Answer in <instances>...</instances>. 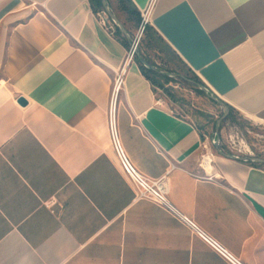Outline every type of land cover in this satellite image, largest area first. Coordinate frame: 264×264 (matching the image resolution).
<instances>
[{"label":"crops","instance_id":"obj_1","mask_svg":"<svg viewBox=\"0 0 264 264\" xmlns=\"http://www.w3.org/2000/svg\"><path fill=\"white\" fill-rule=\"evenodd\" d=\"M149 26L264 123V0H155ZM130 47L90 0H0V264H264V168L220 154L204 165L203 134L136 61L116 98L119 144L192 226L137 199L110 119Z\"/></svg>","mask_w":264,"mask_h":264},{"label":"rangeland","instance_id":"obj_2","mask_svg":"<svg viewBox=\"0 0 264 264\" xmlns=\"http://www.w3.org/2000/svg\"><path fill=\"white\" fill-rule=\"evenodd\" d=\"M113 8V13L117 15L125 28L131 30L130 36L133 41L127 40L132 45L141 36L142 23L138 26L135 22H129L127 16L120 12L117 6ZM106 18L107 27L115 33V23L108 15ZM162 48L164 51L158 50L157 53H151L150 56L154 62L164 69L166 67L177 71L179 74L182 73L181 75L187 74L191 78L194 76L170 49L164 44H162ZM164 86L165 89L157 87V92L166 98H169L166 90H170L174 94L172 102L176 112L193 122L207 141L208 149H206V154H219L215 147V141L219 140L220 149L227 154L247 159L248 161H251V158L264 159V123L245 118L233 111L229 120L226 119L221 123L218 131V121L225 114V108L211 100L200 89L198 83L197 85H188L179 80L164 84Z\"/></svg>","mask_w":264,"mask_h":264},{"label":"built area","instance_id":"obj_3","mask_svg":"<svg viewBox=\"0 0 264 264\" xmlns=\"http://www.w3.org/2000/svg\"><path fill=\"white\" fill-rule=\"evenodd\" d=\"M155 0H151L149 7L147 10H145L142 13V25H141V36L137 38L133 44L131 45L125 62L123 66L121 67L117 79L115 82L114 86V91H113V98H112V105H111V110H110V119H111V130H112V137H113V142L115 146L117 147V150L120 155V160L122 164L123 171L128 178V180L131 182L133 185L137 199H150L153 200L156 204H158L161 208L164 210L168 211L178 219L185 221L187 224L190 226L191 223L185 218V216L179 211V209L169 200L167 196V190L164 185V181H159V182H151L143 178L137 170L134 168V166L131 164V162L128 160V158L124 155L121 146L119 144L118 138H117V133L115 129V117H114V111H115V104H116V98L119 95L120 91L122 90L124 84H125V77L127 74V70L129 65L133 64L136 62V50L137 46H139L142 35L144 33L145 27L149 25L150 21V12L153 8ZM100 20L102 21L105 26H107V14L100 13L98 14ZM212 157L213 154H205L202 158L203 164L204 165H210L212 163ZM231 258V257H230ZM236 264H240L234 259H232Z\"/></svg>","mask_w":264,"mask_h":264},{"label":"trees","instance_id":"obj_4","mask_svg":"<svg viewBox=\"0 0 264 264\" xmlns=\"http://www.w3.org/2000/svg\"><path fill=\"white\" fill-rule=\"evenodd\" d=\"M107 1L109 3V6L111 7V9L114 11V8L111 4V0H107ZM116 2H117L118 10L127 16V20L129 22H135L136 25H138V26L141 25L142 13L137 9V7L133 4V2L131 0H116ZM90 4H91L93 11L97 15L105 12V9H104V6H103V3L101 0H90ZM115 27H116V32L115 33L113 32L114 35L123 44L129 46V42H128L127 38L124 36V34L122 33V31L117 26H115ZM127 30H128V28H127ZM162 44H164L168 49H170V47L163 41V39L157 34V32H155V30L152 27L147 25L145 27L143 37H142L141 42L139 44V51H140L142 57L149 64H152L153 66H155L158 69V71L168 72V73H177V71H174L170 68H166V67H165V69L162 68L161 66H159L156 62H154L152 60V58L150 56L152 52L157 53L158 50L164 51L162 48ZM172 53H173V51H172ZM136 61L138 62V64H139L143 74L145 75V77L149 81H151L155 87H161V88L165 89L164 84H170V83H173V82H176L179 80L185 84H188V85H197V83L203 85L202 82L196 76H193L191 78L187 74H185V75L183 74L187 80L181 79V78H170V77L163 75L159 72H154L152 70L147 69L140 62L137 55H136ZM177 74H179V73H177ZM190 81H192V82H190ZM166 91H167L168 96L171 99H174V94H172L170 92V90H166ZM230 110H231V113H230L229 117L227 118V120H229L232 112L234 111L232 108H230ZM249 163L255 167H258V168H264V164H258V163H254L251 161H249Z\"/></svg>","mask_w":264,"mask_h":264},{"label":"water","instance_id":"obj_5","mask_svg":"<svg viewBox=\"0 0 264 264\" xmlns=\"http://www.w3.org/2000/svg\"><path fill=\"white\" fill-rule=\"evenodd\" d=\"M105 9V13L109 16V18L115 23V25L122 31V33L127 37L128 40H130V42H132V38L128 32V30L125 28V26L123 25V23L121 22V20L117 17V15H115L111 9V7L109 6V3L107 0H101ZM136 55L138 57V59L140 60V62L143 64V66H145L147 69L152 70L154 72H159L163 75H166L170 78H181V79H185V76L181 75V74H177V73H168V72H161L158 71V69L153 66L152 64H149L141 55L140 51H139V46H137V50H136ZM192 82V81H190ZM198 86L200 87V89L214 102H216L217 104L221 105L222 107L225 108V114L222 116V118L218 121V125H217V130L219 131V127L221 125V123L223 121H225L230 113V108L228 106H226L222 101H220L214 94H212L204 85L198 84ZM21 103L23 105H26L25 100H21ZM218 136V133H217ZM215 147L218 151V153L221 156H224L226 158L229 159H235V160H247V159H243L234 155H230L225 153L223 150L220 149L219 147V140L215 141ZM251 162L254 163H258V164H264V159H260V158H251L250 159ZM248 161V160H247Z\"/></svg>","mask_w":264,"mask_h":264}]
</instances>
